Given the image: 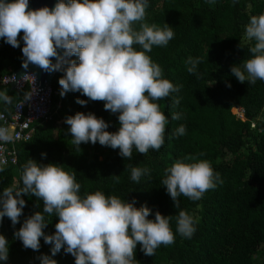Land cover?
<instances>
[{
    "label": "trees",
    "instance_id": "obj_1",
    "mask_svg": "<svg viewBox=\"0 0 264 264\" xmlns=\"http://www.w3.org/2000/svg\"><path fill=\"white\" fill-rule=\"evenodd\" d=\"M260 14H264V0H215L214 4L209 0H148L143 22L159 28L168 25L174 38L166 47L153 46L146 54L161 66L163 78L180 86L178 92L155 101L169 121L160 150L150 149L145 155L134 148L130 159L122 157L119 149L99 142L82 143L77 150L65 123L68 116L94 113L109 124L107 131L117 132L119 114L106 111L103 101H91L79 92L63 97L55 93L53 121L36 125L32 139L17 146L16 165L0 166V194L7 187H23L22 173L30 159L43 165L58 164L74 174L81 185V197L99 191L125 202L135 201L137 208L146 205L151 209L149 219H155L157 211L171 216L175 243L161 245L153 256L145 255L138 244L136 264H264V81L241 83L231 73L232 66L243 67V61L252 55L249 49L255 40L247 38L246 26L252 16ZM140 23H135L134 29L139 30ZM22 37L23 33L18 37V48L0 39V76L22 65ZM133 47L142 50L139 45ZM190 56L201 58L199 78L187 71L185 62ZM70 59L78 61L75 56ZM63 75V71L57 72L54 89ZM0 92L12 99L11 104L0 101V110L7 114L27 95L26 89L10 90L9 85H0ZM177 98L180 103L173 107ZM77 99L87 104L81 105ZM233 108L243 109L244 120L232 112ZM173 112H179L181 119L173 120ZM180 125L186 127V133L176 136L174 131ZM187 157L210 162L219 179L216 187L197 201L181 196L177 209L161 181L175 162H194ZM132 167L149 172L137 183L131 179ZM114 174L120 175L119 183L111 177ZM22 198L26 205L19 223L13 226L7 216L0 223V234L6 237L9 248L8 259L0 264H42L45 255L56 264H75V257L64 249L53 256L54 244L45 243L43 237L39 250L24 248L15 237L28 217L43 212L42 200L27 194ZM179 210L195 220L191 238L176 232ZM44 215L48 223L45 234H55L59 217L55 213Z\"/></svg>",
    "mask_w": 264,
    "mask_h": 264
},
{
    "label": "clouds",
    "instance_id": "obj_2",
    "mask_svg": "<svg viewBox=\"0 0 264 264\" xmlns=\"http://www.w3.org/2000/svg\"><path fill=\"white\" fill-rule=\"evenodd\" d=\"M209 2L214 4L215 0ZM147 7L148 0H58L54 8L29 10V0H0V39L18 48V37L23 33V67L33 64L49 73L63 71L65 75L59 79L62 97L79 92L91 101H103L106 111L119 114L117 132L107 131L109 124L94 113L68 116L65 123L70 126L77 150L82 143L99 142L119 149L122 157L130 159L134 148L146 155L150 149L159 151L165 143L169 121L155 101L178 92L180 86L163 78L161 66L146 53L153 46L166 47L174 32L168 25L159 28L144 23ZM137 22H141L139 30L133 27ZM246 36L255 40L249 49L252 55L243 61V67L232 66L231 73L241 83L255 84L257 80L264 81V14L250 18ZM134 45L142 50H136ZM73 56L78 61L70 59ZM185 63L188 73L199 78L197 66L201 58L190 56ZM0 101L11 104L12 99L0 92ZM77 103L86 105L87 101L77 99ZM179 103L178 98L174 99L173 107ZM172 119L180 120L181 114L173 112ZM185 133L184 125L174 131L176 136ZM11 139L8 130L0 127V141ZM186 159L194 162H175L161 181L177 209L181 196L197 201L215 188L219 179L210 162ZM148 172L146 168L132 167L131 179L139 183ZM111 177L119 183L120 175ZM22 184L18 189L7 187L0 194V223L5 216L13 226L19 223L26 205L23 195L42 200L43 212L28 217L14 234L26 249L39 250L43 237L45 243L54 244L53 256L64 249L75 257V264H136L138 244L145 255L153 256L161 245L175 243L171 216L157 211L155 219H149L151 209L146 205L137 208L135 201L125 202L99 191L81 197V185L74 174L58 164L43 165L30 159L24 165ZM45 213L59 217L53 235L44 232L48 224ZM195 231L193 217L179 210L176 232L191 238ZM8 255V241L0 234V261H6ZM42 264L56 261L45 255Z\"/></svg>",
    "mask_w": 264,
    "mask_h": 264
},
{
    "label": "built area",
    "instance_id": "obj_3",
    "mask_svg": "<svg viewBox=\"0 0 264 264\" xmlns=\"http://www.w3.org/2000/svg\"><path fill=\"white\" fill-rule=\"evenodd\" d=\"M7 76H10V74L0 76V85H9V82L5 83ZM24 89L27 90V95L15 103L10 114L0 110V127L6 128L12 136V139L8 142L0 141V166L16 165L18 160L17 146L32 139L36 125L53 121L55 113V110H53V94L60 95L62 91L60 85H58V89H54L53 83L48 85L46 92L47 104L41 106L35 103V92L31 76L24 78L16 88V90ZM26 97L31 98L26 100ZM237 110L235 114L244 120L243 109L237 108Z\"/></svg>",
    "mask_w": 264,
    "mask_h": 264
},
{
    "label": "water",
    "instance_id": "obj_4",
    "mask_svg": "<svg viewBox=\"0 0 264 264\" xmlns=\"http://www.w3.org/2000/svg\"><path fill=\"white\" fill-rule=\"evenodd\" d=\"M12 2V0H8ZM58 0H29V10L39 9L42 7L54 8ZM61 54H62V50ZM25 58L23 59L22 65L18 69H14L10 76L5 78V83L9 82L10 90H13L21 84L24 78L31 76L33 88L35 92V103L41 106L47 104L46 92L48 85H51L54 78L56 77L57 71L54 72H45L38 66L29 64L27 68L23 67ZM56 60L53 59V63Z\"/></svg>",
    "mask_w": 264,
    "mask_h": 264
},
{
    "label": "rangeland",
    "instance_id": "obj_5",
    "mask_svg": "<svg viewBox=\"0 0 264 264\" xmlns=\"http://www.w3.org/2000/svg\"><path fill=\"white\" fill-rule=\"evenodd\" d=\"M238 110H237V108L235 109V108H233L232 109V112H234V113H236Z\"/></svg>",
    "mask_w": 264,
    "mask_h": 264
}]
</instances>
